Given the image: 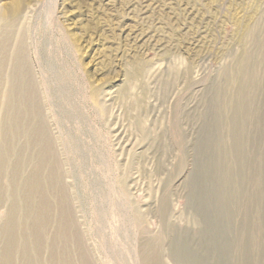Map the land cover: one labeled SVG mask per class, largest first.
Instances as JSON below:
<instances>
[{
    "label": "rangeland",
    "instance_id": "1",
    "mask_svg": "<svg viewBox=\"0 0 264 264\" xmlns=\"http://www.w3.org/2000/svg\"><path fill=\"white\" fill-rule=\"evenodd\" d=\"M0 14V264H264V0Z\"/></svg>",
    "mask_w": 264,
    "mask_h": 264
},
{
    "label": "bare ground",
    "instance_id": "2",
    "mask_svg": "<svg viewBox=\"0 0 264 264\" xmlns=\"http://www.w3.org/2000/svg\"><path fill=\"white\" fill-rule=\"evenodd\" d=\"M17 9L15 8V11H16ZM15 11H13V12H15ZM0 16H1V14H0ZM12 39V38H11ZM14 40V39H13ZM9 42V41H8Z\"/></svg>",
    "mask_w": 264,
    "mask_h": 264
}]
</instances>
